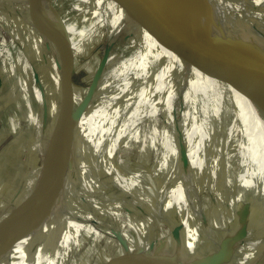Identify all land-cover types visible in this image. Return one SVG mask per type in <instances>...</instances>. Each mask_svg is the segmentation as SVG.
<instances>
[{
	"label": "rangeland",
	"instance_id": "obj_1",
	"mask_svg": "<svg viewBox=\"0 0 264 264\" xmlns=\"http://www.w3.org/2000/svg\"><path fill=\"white\" fill-rule=\"evenodd\" d=\"M37 2L53 17L60 36L64 29L73 33L71 43L78 71L74 80V110L81 106L87 96L94 81L93 73L97 70L99 62L104 59L108 45L113 47V53L106 61L92 102L81 115L75 147L70 151L66 149L56 165L58 147L55 152L50 150L51 167L45 176L41 177L45 160L41 162L38 159L35 162L29 146L28 150H22L13 142L8 145L7 151L21 152L20 162L16 164L15 169L17 178L28 170L29 163L32 169L37 168L25 189V194L29 192L33 197L35 186L38 181L40 182L36 196L41 198V207L36 221L31 232L23 235L15 245L24 244L41 236H45L44 239L54 234L58 236L56 243L46 245L26 264H105L117 252L121 240L129 243L135 237L142 239L135 245L133 243L132 248L137 246L149 249L156 241L164 237L171 238L173 229L164 233L163 228L170 230L169 226H159L167 222L174 228L179 224L175 223L176 220L172 217L174 211L179 214L184 228L188 229L204 213L217 210L218 202L241 177L246 174L247 180L251 177V167L263 153L261 141L264 120L246 156L242 159L241 155L233 154V145L242 132L240 123L243 118L238 105L233 103L231 105L225 99L214 95V91L209 88V82L220 85L218 75L223 83L226 82L228 75L225 61L221 59L216 49L210 52L213 69L201 71L192 64L182 61L173 50L176 42L169 44L160 40L161 38L157 39L155 35L142 28L140 21L135 22L129 13L113 0H37ZM177 2L182 7L180 1ZM70 15L73 18H69ZM83 22L88 28L81 25ZM25 27L23 24L15 30H10L0 23V65L5 62L10 69L21 56L31 60L30 63L29 61L26 63L29 64L27 72H32L34 67L35 72L38 69L40 71L46 64L40 51L30 41L29 32ZM13 37L16 44L9 47L10 43L6 42V38ZM30 48L34 54L30 52ZM241 53L239 49L232 52V59L237 61V66L240 62L236 56ZM33 55L38 57L37 62ZM174 56L184 63L175 61L171 67L169 64ZM228 59L225 58L230 69L232 68L230 78L233 73L236 75L237 66L230 62V59L227 61ZM163 70H167V73L160 78ZM181 71L183 74L181 73L180 79ZM27 72L23 81L29 75ZM58 74L59 76L52 74V81L49 78L45 79L46 84L43 83L41 86L48 104H53L50 111L54 115L52 124L55 125H58L66 78L65 72ZM8 75L10 74L0 70V81L4 80L3 84L7 83ZM244 80L245 74L239 81L242 89L236 76V80L235 78L233 80L234 90L243 95L241 102L244 105L253 106L260 97L251 104L247 102L250 81ZM182 86L185 88L183 91ZM52 89L55 93L49 91ZM10 90L9 86L4 91L7 94L10 92L12 96L7 95L9 97L2 101L0 98L2 106L0 130L13 127L15 123L14 128L17 132L30 141L32 139L34 142H41L39 134L44 127L43 124L35 120L28 127V123L22 118V108L18 100L22 99L21 96L25 93ZM18 91L22 94L19 95ZM233 95L235 94L232 93ZM115 96L121 98L122 103L128 101L134 105L157 98L156 101L169 106L172 110L167 131L169 158H172L174 163L164 172H160L159 176L151 178L148 173L161 166L158 161L164 138L163 118L144 115L141 111L128 109L123 104L108 117L104 113L106 112L104 105L109 98ZM34 109L37 113L38 108L34 106ZM121 110L126 111L125 114L115 117ZM253 112L254 108H249L246 115L252 118ZM48 118L52 119L50 115ZM101 123L102 125H99L100 127L98 126L90 136L86 134L90 127ZM86 143L91 146L96 144L98 147L88 148L85 146ZM49 149L50 144L47 143L46 157ZM40 150L43 152L42 146L39 152ZM40 157L39 155L38 158ZM3 158L5 155L0 154V161ZM70 162L74 164L72 169L68 167ZM64 166H67L65 171ZM229 176L233 178L231 184ZM2 178L4 172L0 173L1 188L5 181L2 182ZM150 181H156L157 184H154L151 194V197H156L155 216L149 219V223L147 222L149 225L146 223L147 228L139 231L138 234H141L136 236L133 221L127 219L125 212L120 214L117 211L120 203L126 200V197L119 194L128 191L127 196L134 195L150 186ZM161 181L165 184L159 188ZM219 184H225L226 187L223 188ZM19 204L20 208L12 215L13 218L22 215L30 206L22 202ZM46 206L50 208L46 209ZM195 210L198 212L194 213ZM166 216L169 218L164 220ZM15 228H7L11 231L6 235H0V242H4Z\"/></svg>",
	"mask_w": 264,
	"mask_h": 264
},
{
	"label": "bare ground",
	"instance_id": "obj_2",
	"mask_svg": "<svg viewBox=\"0 0 264 264\" xmlns=\"http://www.w3.org/2000/svg\"><path fill=\"white\" fill-rule=\"evenodd\" d=\"M179 1L182 4V9L187 21L189 23L193 22L196 25L197 32L201 35L202 39H204L207 45L216 43L217 46H219L220 53L221 55L223 54L224 60L225 58H229L230 62H233L236 65L237 61L232 59L233 57L232 52H235V49H239L241 50L242 53L236 56L237 59H239L238 61L241 63L242 59H246V61L250 63V68L248 69V71L244 69L245 66L243 67V65H242V69H244L245 71L246 82L250 81V87L247 95V102L251 104L260 97L256 101L255 105H253L254 107L252 105L251 106L244 105L243 102H241V100L243 99V95L242 94H241L242 96L239 95V91L236 92L234 90V83H233L234 78L236 80V76H237L239 82L243 76V75L240 76L241 75L240 66L236 65L237 66L236 70L238 71L237 72L238 74L236 73L235 75L233 73L229 78V81L223 83L221 81L220 76L218 75L217 79L218 82H220L219 86H217L216 84H211L210 82L208 83L209 88L214 91V95H218L221 99L222 98L225 99V101H228V103H230L231 105L233 103L238 105V107L240 108V112L242 113L243 120L242 123H240L239 121L240 116H239L238 121L241 124L242 132L240 133L239 138L236 140L235 145H233L232 152L235 155L236 154L241 155L243 159L246 156V153L250 145H252V142L258 133L260 125L264 120V0H179ZM33 21H38L41 24L44 23L48 27H50V29L54 33H56L57 35L60 34L58 25L53 19V17L50 15V13H48V11L43 6H41L37 2V0H0V23L4 27L10 30H15L23 24L26 26L25 28L30 35V41L40 51V54L43 56L44 64H46V67L42 68L39 72L40 77L41 79L44 80V82L45 79L48 78L51 79L52 81V74L59 76L58 72L60 73V75L61 72H65L64 66L62 67L63 60L60 53H58L55 49L50 47L48 43L40 37L37 31H35L32 28L30 23H32ZM60 39L61 38L59 37L58 38L59 42L62 41ZM234 54L236 55V53ZM229 59L227 61H229ZM175 61H180L179 62L180 64L184 63L174 56L172 61H170L169 65L172 67ZM233 63H232V67H233ZM244 64H245V60H244ZM47 71L48 74H46ZM166 73L167 70H163L160 74L161 76L160 78H162ZM179 73H180L179 78L181 79L183 71ZM255 78L259 80V83L255 81ZM235 87L237 89V86ZM184 89H185L184 86H182L181 90L183 91ZM49 91L55 93V90L53 89ZM232 93H234L235 95L232 96ZM120 100L121 98H119L118 96H115V98H109L107 100V102L104 105V109L106 111L104 113L106 116L109 117L110 115H112L113 111H115L119 105L123 104L126 108L139 110L144 115L157 116L163 118L164 138L162 144V153L160 154L158 161L160 162L161 166L160 168H156V170L151 171V173H148V176L151 178L155 176H159L160 172H164L166 168H169V166L173 165L174 163L173 159L169 158L170 155L168 152L169 135L167 131L169 126V116L171 115L170 112L172 110L169 108V106H165L164 104H160L158 101H156L157 98L156 100H152V101H141L137 103V105H134L133 102H128V101H124L122 103ZM252 107L254 108V112L251 118L246 115V112L249 108L253 109ZM125 112L126 111L121 110L115 117L124 115ZM99 125H102V123L90 127V131L88 130L86 134L90 136L95 130H97V127ZM55 126H56L55 124H52L51 128L49 129L50 127L49 125L48 128L45 127L44 129H41V132L39 134V136L42 138V141L39 142L40 143L39 145H41L43 148V152L41 151L42 149L39 152V155L41 157L43 154V158L42 159L41 157L39 158L41 162H43L46 157L45 149L47 143L48 145L51 144V152H55V149L58 147L59 139L57 135L59 133L60 126H57L56 128L57 133L55 138L54 139L51 138ZM48 133L50 136L48 135ZM261 143L263 146V153L259 159H256V163L252 165L251 176L253 175L259 176L262 175V173L264 172V134L262 136ZM71 145L72 143H70L66 149L70 151ZM85 146L94 149L98 147L96 146V144L94 146H91V144L89 143H86ZM51 152H50V156H52ZM51 161L52 159H50V162ZM144 178H146V176ZM232 179L233 178L229 176L228 180L230 184L233 183ZM246 180H247V174L244 175L243 178L241 177L226 193V195L218 202V209L215 210L214 212H210L211 216H209L210 219L207 222V225H205V219H204L205 215H203L204 217L203 216L200 217L188 229H185V234H186L185 239L187 244L185 250L188 257H190V259L192 258L195 259L196 261L197 256L198 257L201 256V258L205 260L209 257L210 252L217 249L218 234L216 235L214 233L211 236H208L205 233L206 231L205 228L207 226L210 227V224H216L218 227H224L222 225L223 221L221 219L225 217L222 216L221 213H224L223 210H225L224 209L225 205L230 200L229 197L232 196L234 192H239V190H241V187L244 185L243 183H245ZM154 184L157 185L156 181H150V186L131 196H127L129 194L128 191L119 194V196L121 197H126V200L120 203L117 211L120 214L121 212H125L127 219L133 221V225L135 226V230H136L135 233H137L136 236L141 234V233L138 234L139 231L147 228L146 223L147 222L149 223V219L151 220V218L153 219V217L155 216L156 197L154 198L151 197V194L153 193L152 190L155 187ZM164 184H165L164 181H161V185L159 184V188H161V186H163ZM219 185L222 186L223 188L226 187L225 184L224 185L219 184ZM240 194L241 192H239L237 200L243 201V199L241 198L242 195ZM24 195L25 196L22 200V203L30 204V206L28 207V209H26V211H24L22 215L20 214L11 220L10 225L8 227L10 229L14 227L16 228L10 235H8L7 239L4 242H0V264H26L30 260L35 258V256L41 251L42 248H44L46 245H49L51 243H56L58 239L57 234H54L52 237H48L45 239H44L45 236L43 237L41 236L42 238L37 237L24 244L15 245L16 242L23 235H26L31 232L33 223L36 221L38 211L41 207L40 196H36L34 201H32L31 193L28 192ZM256 198H258V196H255L252 199L254 205L257 203ZM235 202H236L235 200H232L230 204L233 205ZM246 202L248 201L246 200ZM47 205H51V204H47ZM45 208L48 209L50 208V206H46ZM193 212L196 213L198 212V210H195ZM193 212L191 214H193ZM143 213H145V215L142 216ZM140 217L141 220H139ZM168 218L169 216H166L164 217V220H167ZM165 225H168L170 230H166V227H164ZM159 227H164L163 228L164 233L170 232L173 229L172 226H170L169 223L167 222L163 223ZM203 233L207 237H203L204 236ZM262 234L263 233H261L260 235L258 234L259 236L256 237L251 230L248 238L238 247L236 255L231 264H245L247 258L250 256L254 248L257 246ZM140 239H142V237H138V238L135 237L132 239V241H130L129 243L127 242L125 244H127L129 247H133V243L135 245L137 241H139ZM125 244L123 240H121L120 247L118 248L117 251L123 249ZM178 261H181V259H179Z\"/></svg>",
	"mask_w": 264,
	"mask_h": 264
},
{
	"label": "water",
	"instance_id": "obj_3",
	"mask_svg": "<svg viewBox=\"0 0 264 264\" xmlns=\"http://www.w3.org/2000/svg\"><path fill=\"white\" fill-rule=\"evenodd\" d=\"M113 1L123 10L127 11L135 22L138 23L140 21L139 23H141L140 25L142 28L147 30L151 35H155L157 39L161 38L160 40L164 42L166 41V43L169 44L176 42L173 50L177 55H179L182 61L192 64L194 68L196 67L201 71L213 69L210 52L212 50L215 51L214 49H216L221 55L219 50L220 48L216 43H212L210 45L205 43L204 39H202L201 35L195 29V25L187 21L182 7L177 2L179 0ZM30 24L50 47L60 53L63 60L62 67L64 66L66 74L62 92L63 103L60 107L57 119L58 125L56 124L51 137L53 139L55 138L57 133L56 128L57 126H60L59 133L57 135L59 137V144L58 153H56V165L59 157L63 156L70 143H72L70 147L71 150L75 147L78 139L79 120L81 119V115L84 110L90 105L94 98L98 87L99 77L97 75L94 79L93 84L81 106L74 110L73 101L75 97V86L73 79L74 74L76 73V59L67 30L64 29L62 35L60 36V34L57 35L54 33L50 27L44 23L41 24L38 21H33ZM58 36L62 41H58ZM110 52L111 47L107 49L104 62H106L110 57ZM221 59L225 61L222 55ZM225 64L228 69L226 81H229L232 68L230 69V65L228 66L226 61ZM242 65L243 67L245 66V70H247V66L248 69L250 68V63L247 62L246 59H242V62L238 65L241 67L240 76L245 74L244 69H242ZM102 68L103 66L100 68V71ZM236 72L238 71L236 70ZM244 81L246 82V79ZM255 81L259 83V80L256 78ZM239 84H241V82H238V85ZM239 87L242 88L240 85ZM50 150L51 144L45 159L44 168L41 172V177L45 176L46 172L51 167L49 159ZM71 165L72 163L70 162L68 167ZM64 167L65 171L67 166ZM62 175H60L59 179H61ZM39 185L40 182L38 181L33 192V201L36 198ZM58 185L59 182H57L56 186L58 187ZM239 192H241L240 195H242L241 198L243 201L237 200ZM239 192H234L232 196H230V193V197L228 196L230 200L225 205V210H223L224 213H221V215L225 217L221 219L224 227H218L216 224H210V227L207 226L205 228V233L208 236H211L214 233L216 235L218 234V247L209 253V257L207 259L204 260L201 256H197V258L194 257L197 259L195 261V259H190V257H188L185 250V247L187 246L185 228L180 222L179 214L174 211V213H172V217L176 220L175 223L179 224L174 226L170 239L164 237L152 244L149 249L137 246L132 248L124 243L125 245L123 249L117 251L105 264H231L238 247L248 238L251 230L256 237H258L261 233H264V172L262 175H253L248 178V180L245 181L242 190H239ZM255 196H258V198H256L257 203L254 205L252 199ZM232 200L236 201L233 205L230 204ZM246 200L248 202H246ZM204 215L205 225H207V222L210 219L209 216L211 215L209 212L204 213ZM10 231L11 230L6 229L1 232L0 235H6L7 233H10ZM203 237L207 236L204 234ZM179 259H181V261H178Z\"/></svg>",
	"mask_w": 264,
	"mask_h": 264
},
{
	"label": "crops",
	"instance_id": "obj_4",
	"mask_svg": "<svg viewBox=\"0 0 264 264\" xmlns=\"http://www.w3.org/2000/svg\"><path fill=\"white\" fill-rule=\"evenodd\" d=\"M52 1H59V0H52ZM70 9H71V12H73V9L72 8H70ZM71 12H67V13H71ZM69 18H73V17H71V15H70ZM77 20L78 19H76V21ZM83 20H85V19H83ZM81 25H83V26L85 25L86 28H88L87 27L88 25H86V23H84V22ZM73 28L76 29L77 27L73 26ZM79 29H82V28H79ZM84 33L87 34L88 31H86ZM68 34L70 36V39L72 40V36H73L72 31L68 32ZM7 41H8V44L10 43L9 47H11V46L14 47L16 44L14 37H13V39L6 38V42ZM109 47H111V52H110V55H111L113 53V47L108 45L107 49ZM31 51H32V54H34L33 50L30 48V52ZM106 52H107V50H106ZM33 59L37 62L38 57L33 55ZM27 61H29L28 63L31 62V60H28V59L26 60L25 57L21 58V56H20L19 59L17 60V62H15V64L12 65L10 69L5 64V62H2V64L0 65V70L3 73H5V74L9 73L10 74L7 77L8 81L6 84H3L4 80L0 81V84H1V86H0L1 101L3 99H5L6 97H9L7 95L12 96V94L10 92H9L10 94L9 93L7 94L4 91L5 89H8L9 86L11 89L10 91L19 90V91L25 93V95L21 96L22 99L19 98L20 101L18 100L19 105L22 108L21 114H22L23 120H25L28 123V127H30L32 125L31 124L32 121L34 122L35 120H38V121H40V123L43 124V126H44L43 129L45 127L48 128L49 125H50L49 129H50L52 126V123L54 121L53 120L54 115L50 111L51 106L53 104L52 103L48 104L45 92H43V90L41 89L42 84L43 83L46 84V82H44L43 79L41 80L40 73H39L40 71H39L38 67H37L38 70L36 72H35V67L33 68L32 72L31 71H30V73L27 72V71H29V67H28L29 64L26 65ZM105 65H106V62H104V59H103L102 61L99 62V66L97 67V70H95V72L93 73L94 79L98 75V77H99L98 83L100 82L101 74L105 68ZM102 66H103V68L100 71V68ZM26 72L29 75H27V79L25 81H23L24 75ZM77 72L78 71H77V59H76V73ZM33 73H34V75H33ZM76 73L74 74L73 82L75 80ZM9 79H11L13 82L10 81ZM18 80H20V81H18ZM74 86H75V82H74ZM31 91H33V92H31ZM21 92H19V95L22 94ZM33 105L38 108L37 113H36ZM1 111H2V106L0 105V113H1ZM49 115L52 117L51 120H49V118H48ZM15 126H16L15 123H13V127H9L8 129H5L4 131L0 130V154L5 155V158H3V160L0 161V173L4 172V178H2V182H3V180H5L3 182V185H4L3 188L0 187L1 188L0 189V220H1V222H0V233L3 232L4 230H6L7 228H9L8 226L10 225L11 219H13L12 215L15 213V211L17 209L20 208L19 203L22 202V199H23L22 197L25 194V189L27 188L29 181H31L33 179L32 176L35 174V172L37 170V168H36V170H35V168L32 169V167L30 166V163H29L28 170L23 174V176H21L20 178L19 177L17 178V176H16L17 174H16L15 169H16V164L17 163L19 164V162H20L21 152L16 153V152L7 151L8 145L13 142L16 145H19V147H21L22 150H28V146H29V148L31 150V151L30 150L29 151L32 153V155L31 154L30 155H31V157L34 156L35 162L39 159L38 158L39 149L41 146V145L38 146L39 145L38 141L34 142V141H32V139L30 141V139L28 140L21 133L17 132V129L14 128ZM18 151H20V150H18ZM73 165H71L69 168L72 169ZM10 213H12V214L9 215V217H8L7 215ZM6 217H8V218L6 219ZM245 263L246 264H264V233L262 234L257 246L254 248V250L252 251L250 256L247 258Z\"/></svg>",
	"mask_w": 264,
	"mask_h": 264
}]
</instances>
